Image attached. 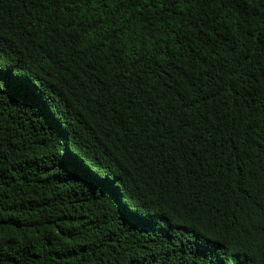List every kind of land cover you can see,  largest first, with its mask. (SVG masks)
Returning <instances> with one entry per match:
<instances>
[{"label":"trees","instance_id":"trees-1","mask_svg":"<svg viewBox=\"0 0 264 264\" xmlns=\"http://www.w3.org/2000/svg\"><path fill=\"white\" fill-rule=\"evenodd\" d=\"M0 264H264V0H0Z\"/></svg>","mask_w":264,"mask_h":264}]
</instances>
